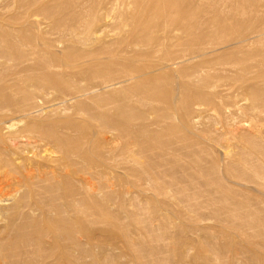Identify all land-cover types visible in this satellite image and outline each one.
I'll list each match as a JSON object with an SVG mask.
<instances>
[{
	"label": "rangeland",
	"instance_id": "1",
	"mask_svg": "<svg viewBox=\"0 0 264 264\" xmlns=\"http://www.w3.org/2000/svg\"><path fill=\"white\" fill-rule=\"evenodd\" d=\"M57 2L60 4L64 3V5L67 2H71L74 6L76 4V10L79 7L81 8H79L80 12L77 10L79 13H81V10H84L82 9L83 5L85 9H88V6H90L89 9L91 10L95 7L92 12L98 11V13L101 14L102 21L101 23H98V26L91 27L86 34V32L81 30V27H79L81 26L80 23L75 24L76 21H74V23H70L62 20L65 16V12H55L54 10L56 9L52 7ZM234 3L245 10L244 17L250 16V21H260L257 23L258 26L260 29L261 26L264 28V20L262 19L264 18V11L262 10L264 9V0H256L255 4L257 7L254 10V13L247 12L251 8V2L247 0H204L202 3L198 4V6L202 5V11L197 9V5H195L193 10V14H195H192L191 18L193 21L196 20L195 22L197 23L209 21L213 25H220L223 20H227L230 16L231 11L233 10H230V8H232L231 5ZM108 5L107 0H0V38L11 44H16V42H18L17 45H21L23 49H27L26 40L23 39L28 37V40L33 41L36 37V39H39L41 42L40 43L37 40L38 52L41 49L39 52L40 56L42 55L41 57L43 58L46 56L44 60L46 59L47 63H54L56 67H50L48 68L49 70L45 68L46 71L57 73L59 74L60 79H62L61 81H67L69 80L68 77L72 70L71 65L69 66V64L65 63L67 62V59L66 56H64L66 53H64V51L68 46H73L74 50L94 51L96 48V50H98V48L101 47L102 44L106 43V41L110 42V40L114 41L123 37L127 41L128 39L130 40V31L134 25H132V22L130 24V21L132 20L131 18L129 19L130 15L128 13H130L131 10L128 9H132V5H126L124 6L125 8L123 6H117L113 11L108 13L107 17V11L110 10L109 7H106ZM210 5L211 7H209ZM212 6H214V8L215 6L220 7H216V10L214 11ZM211 8L213 12L210 11ZM221 8L222 13H220L221 11L219 12V9ZM227 8H229L230 11ZM103 10L106 12L104 13ZM123 10L127 14L126 18L125 13L124 16H119L117 14L118 12H123ZM256 10H261L256 12V16L258 15L257 17L260 16L259 12H261L262 18L259 17L260 20H258L259 18H255ZM95 14L97 15V13ZM217 14L218 16L216 17ZM81 15L83 16V13H81ZM54 18L58 19L54 20ZM229 18L231 19L230 21L233 22L235 16H230ZM104 21L107 23L106 26L102 24ZM57 24L59 26H57ZM256 25L254 30L257 31L259 30V27ZM75 26L76 28H73ZM178 28H180L179 25L175 28L170 26L164 30L166 37L169 38L168 40H170V38H175L182 31H184L183 28ZM68 29H74L75 34L72 36L68 34ZM235 33L236 32L234 30L226 32L222 31L218 33V38H222V40H226L228 43V46L225 48L226 51H223L224 53L222 52L224 54L223 58L218 63L220 67L218 72H223L220 73L222 77L224 74V80H221V83H234L236 84V87L234 86L229 89L231 93H226L227 95L230 94V97L223 93L219 95L220 97L218 96L219 100L217 101L219 102L216 101V97L214 101L209 104V107H213V110L201 109L196 113H190V119L188 117L189 124L180 122V114L182 112L181 108H178L177 110L175 109V119H170L166 116L169 108L166 100H169L171 97L174 82L167 83L163 80L159 81V84L161 85L163 83L162 87H165L166 89H164V91L161 87L160 91H163L158 94L159 91H156V89L153 88V85L147 81V77L153 74H146L149 72L147 70H150L144 65L146 61H125L127 62V64H125L127 69H130L131 71L125 82H122L120 85L115 84L114 86H109L101 90L96 89L94 90L96 95L92 94L93 96H81L77 101H75V103L70 102L71 104H69V102L66 101V98H63L64 94L62 92L60 93L51 88H42L43 90L46 89L43 92V90L38 87L39 91H34L36 88L33 90L34 87H30L34 93V97L36 96L37 98H34L35 101H32L29 105L30 108L28 109V113L30 112L31 114H29L32 116L28 115L23 117L21 114H14L12 110H9V113H7L8 111H3L4 113L0 112V241L2 240L4 243L2 249L3 251H1L2 255L3 252L8 250V245L15 241L16 243H13L15 248L11 249V252H14L13 254H15V257L21 258L18 257L17 253H21L29 248L28 250H36V252L33 253V255L30 254L25 257L22 256V258L27 257V259H29L30 257L31 259L37 260L45 258L44 264H74L72 259L62 258L60 256V254L64 252L62 250H65L66 246L69 245L70 246L67 248L73 251V253L76 251L74 254H77L80 250V255H84L81 257L80 262H77V264H264V106L259 104L258 107L250 109L249 106L251 96L249 98V94H245L246 84H252L254 86V91L258 94L257 96L264 99V46H261L260 44L253 45V47L248 49V53H250L252 49V58L244 63L237 62V59L241 57V53L234 54L235 57H233V53L231 51L233 45L229 44V42H231L230 40L235 37ZM9 39H11V41ZM262 39L264 40V36ZM24 45L26 46L24 47ZM130 48L128 54H133L134 49L131 48V50ZM232 58H235L236 60L233 59L231 61ZM0 60L3 61L1 58ZM31 61L32 60L30 59L26 60V62L16 64L14 61L9 60L7 62V65L9 63L8 70H12V72H14L15 69L18 73L20 72L21 75H18V77H23L22 75L25 72H27L25 74L29 75L33 72L36 74L37 70H35L33 64L34 62L32 61V63ZM13 64H16V66H13ZM62 64L64 65L60 66ZM7 65H4L3 62L0 61V73H2L3 70H7ZM223 65L226 66L224 67ZM228 66H230V68L231 66L233 67L231 69L232 71L229 68H227L229 71H227V69H223V67L226 68ZM243 67L246 69L241 71L243 70ZM112 68L117 70L118 66L113 65L111 69ZM236 70L239 71V73L237 72V75L234 74ZM135 71V76L137 75L140 79L137 76L135 79L133 73ZM156 72L159 74V71L151 72L150 70V73ZM42 73L44 75V71ZM228 73H230L231 76ZM25 74L24 76H26ZM60 74H64V77L62 78ZM74 76L76 77L71 78L75 79V83H73L72 79L69 77V81L72 83H68L69 85L76 86L77 84L78 86L79 84L84 86L86 84V81L82 80V76L80 74ZM130 77L134 78L131 79ZM21 82L22 81L18 82V84H21ZM241 82H243V84ZM137 83H139V85H136ZM66 85L67 84L63 83L62 87ZM242 85L245 86L243 87ZM239 87L241 89H238ZM169 88L171 93H169V90L167 91ZM234 88H236L237 91ZM163 92L165 94L167 93V95H164ZM162 94L164 95L163 97ZM15 95L18 96V94ZM15 95L14 99L19 101L20 95L17 98ZM239 96L242 97L240 98ZM94 97L95 99H98L97 101L100 102L99 104L96 102ZM158 101L159 103H155ZM227 102L228 105L230 104L229 106H226ZM92 103H94V106ZM120 103L123 104L121 105ZM218 104L224 105L222 106V110H220L222 108L220 105L219 107L217 106ZM123 105L127 112H130L131 116L135 114V118L133 116L131 117L133 123L136 121L138 122L139 120L147 122L151 121L149 118H153L152 120L156 118L154 120L155 122H147L149 123V126L147 125L139 128L136 124L142 122L139 121L138 123H135L134 125L137 126L136 128V126L131 123L132 121L130 119V125L133 127L132 130H135L134 132H136V134L134 132H130L129 136L126 138L127 151L123 165L125 171L121 170V167H123L122 165L117 167L119 159L115 157L111 161L113 164L111 169L109 167L99 169L100 171H93V175L85 174L87 177L84 175L76 176L71 174V177L69 178L68 176L62 174L65 173L63 170L65 160L62 159V150L55 146L52 140L48 137L39 139L38 137L40 136L37 133L41 130L43 132H50L52 131L50 129H53V131H55L58 135L64 134L69 137L70 142L67 143L69 146L77 145L82 138L87 142L92 140L91 145L93 143V150L99 146L101 147V145H103L102 143H105L106 139L112 138L111 141L114 139L112 142L110 139L107 140V142H111H109V146H112L116 153L119 148L120 141L114 138L115 135L113 133H116L115 130L109 131L108 129L109 132L105 130L106 134L105 131H103V135H107L109 137L108 138L106 136L105 138V136L101 135L102 133L99 132L100 129H98V127L105 123L104 120H101L103 118H100V115L104 113L105 110L109 109L105 113L108 112L107 114L109 115V112H111V117L114 115L116 116L118 109ZM132 105L134 109L131 107ZM162 105L164 110L161 109ZM232 105L233 108H231ZM110 107H114L116 109L114 110ZM230 108L235 109L232 110V112ZM216 109L220 112L216 111ZM236 109L238 112L237 114L235 111ZM229 110L232 113H230ZM164 111L166 112L164 113ZM228 111L231 115L234 114L233 116L235 117V121L232 122L230 127L220 129L221 125H213V121L221 114H223V117L221 115L219 118H223L222 120L224 122V116L226 114L229 115ZM142 112L145 114L142 115ZM161 113L165 114V116ZM158 115H161L164 118L167 117L166 122L163 117V119H159L161 117L158 118V121L161 120L159 122L160 124L163 122L162 125L157 123ZM139 117H144L145 120ZM138 118L139 120H136ZM194 120L196 122H194ZM54 122H57L56 125H58V127L53 124ZM145 122L143 123V126ZM28 124L29 126L31 125L30 127L33 128L35 133H31L33 137L30 135V137H28L29 140L28 138H18L19 140H16L14 138L15 135L20 134L17 132H19V130L21 132V129L27 127ZM156 124L158 125L156 126ZM167 124L170 125L167 127ZM181 124H184L183 126L185 128H182ZM33 125L36 126L38 131ZM174 126L175 128H173ZM145 129L148 132L146 135L145 133L147 132ZM139 130L145 131L144 135ZM154 133L157 136L154 135ZM13 134L14 137L12 136ZM142 138L144 141H142ZM25 139H27V141H25ZM166 140H168V142H166ZM169 141L170 144H166L169 143ZM19 142L24 143L20 144ZM159 144H162L161 148L159 147ZM167 145H170L173 148L175 147L174 149L176 151ZM140 146H143L145 149ZM166 147H168V150ZM140 148H142L144 152L145 150L148 151L146 152L147 154L143 153ZM157 153L159 155L164 154L165 157L160 156L161 159H156L158 155ZM33 154H35L36 157ZM49 154H51L53 158L50 159ZM153 154L156 155L153 156ZM150 155L155 157L158 161L155 165L158 164L160 167L154 170L150 169L154 165V161H156L153 158H149ZM170 157H172V160ZM5 158H8L12 164L18 163V161L25 164L22 165L26 168V170L25 168L24 170H17L13 165L10 166V168H3V160ZM19 158L24 162L18 160ZM58 159L61 162L64 161L62 162V168L58 163L54 164L56 162L50 161L56 160L58 162ZM158 159H160V161ZM170 163H172V166L175 163L177 168L174 166L172 167ZM177 164L178 166L186 165L187 169L179 170L180 167L178 168ZM52 165L53 167H51ZM148 166L150 168L144 170ZM56 167L59 168L56 169ZM113 167L114 169H112ZM58 170L63 171L60 173ZM29 171H31V173H29ZM55 171L61 174L60 178H62L63 181L64 179L68 181V183L64 181V183L59 185V187L61 186L62 188H57L54 192L52 191V193L57 195L55 196L57 200L52 198L51 193L43 188L42 182L40 183L38 181L40 178L45 177V175H50L51 172L54 174ZM101 171L102 173H100ZM56 172L54 175L57 174ZM59 173L56 175L57 178H59ZM30 174L32 175L30 176ZM36 175L39 178L38 180ZM88 175L90 177H88ZM66 177H68V179ZM88 178V183L86 181L88 185H80ZM78 180H80L81 183ZM69 181H74V184ZM76 182L79 183L77 184ZM89 182L94 184V188ZM71 184L75 185L74 188L79 187V191L77 192L74 189L70 191L69 189L71 188L68 186ZM105 184H109V186L107 185L106 187ZM65 186L69 189L67 187V190L64 189ZM80 186H85V189L89 193L84 188L80 189ZM102 187H105L104 190ZM206 187H209L208 190ZM77 188L75 189L78 190ZM67 191L69 194L70 192L72 193L70 194L71 196L67 195ZM107 191L111 194L112 199L106 201V199L110 198L109 196L106 198L105 194L108 193ZM91 192H95V196ZM102 192L105 193L103 194ZM63 193L66 194L64 195ZM75 193H79L80 195L77 196ZM109 193L107 195H110ZM186 195L187 197L190 195L197 196L198 203H188L186 201L180 203V199H184L183 196L186 198ZM201 196H204L202 198L205 199L204 201L200 200ZM64 197H67L68 200ZM209 198L213 200H211V202H206V199ZM219 198L220 201L217 200ZM79 201L81 204H79ZM55 202L60 204V206L63 205V207H68V205H66L67 202H76L70 205V207H72L71 209L74 208L72 212H70V207L69 209L65 207V210H69L68 212L70 215L68 213V216L73 220L74 225L72 232H68V234H71L72 236L75 235L74 241H76L77 244L79 243L78 247L70 243L68 239H64L66 238L65 236H67L66 231L53 221V218L56 217L55 215L57 214V210H55L56 206H54ZM82 205H90L92 208L87 209L88 207H80ZM86 213L88 215H84ZM149 221L151 222L149 223ZM61 232L63 234V239L60 238L62 237L60 236L62 235L60 234ZM55 233V236L60 237H54ZM57 233L60 235H57ZM29 236L35 242L29 240ZM27 238L29 242H26ZM16 239H18V241ZM57 239L59 241H57ZM61 244L62 249L60 246ZM34 246L37 247L34 248ZM73 253L71 252V254ZM39 255L41 258H39ZM12 258L15 259L14 257H11V259ZM2 261L3 260L1 259L0 264H6L8 259H5L4 262Z\"/></svg>",
	"mask_w": 264,
	"mask_h": 264
},
{
	"label": "bare ground",
	"instance_id": "2",
	"mask_svg": "<svg viewBox=\"0 0 264 264\" xmlns=\"http://www.w3.org/2000/svg\"><path fill=\"white\" fill-rule=\"evenodd\" d=\"M204 0H107V3L109 4L108 6L106 7H109L110 10L107 11V17H108V13H110L111 11L114 10V8H116L117 6H126V5H132V9H128V10H131L130 13H128L130 15L129 19L131 18L132 21H130V24L132 22V25L133 28L132 30L130 31V40L128 39V41L123 37V38H118L117 40H110V42H107L102 44L101 47L98 48V50H94V51H82V50H74L73 49V46H68L64 53L66 56V61L65 62L66 64H69V66L71 65L72 67V70H71V76L69 75V77L71 78H74L76 76L74 75H78L80 74L82 76V80L86 81V84L84 86H81L78 84L75 85H69L71 83L70 78L68 77L69 80L67 81H61L62 79H60V76L59 74L57 73H53L51 71H46L45 68H52V67H55V64H51V63H47L46 62V59L44 60V58L46 57H41L40 56V51L38 52L37 50V43L40 42L39 39H36V37L34 38V40H28V37L26 39H23V40H26V45H27V49H23L21 47V45H17L18 42H16V44H11L9 42H6V40L4 39H1L0 38V58L3 59L0 60L1 62H3L4 65H7V62L9 60H12L14 61V63L16 64H19L21 62H26V60H32L31 62L34 64V67H35V70H37L36 74L33 72L32 74H25L27 72H25L24 74L26 76H24V74L22 75L23 77H18V75L20 76V72L18 73L17 71H15L14 67L13 66H16V64H13V69H14V72H12V70H8V65H7V70H3L2 73H0V112H6L8 111L7 113H9V110H12L14 112V114H21L23 117L24 116H32L28 113V109L30 108L29 105L30 103L34 100V98H36V96L34 97V93L33 91L30 89V87H34L33 90L34 91H39L38 88H40L41 90H43L42 88H47V89H53V90H56L58 92H62L64 94V97L63 98H66V101L69 102V104H71L70 102H74L77 101L81 96H87V95H92V94H95V91L94 90H101L103 88H107V87H111V86H114L115 84H118L120 85L122 82H125L126 79H128V75L130 74V69H127V66L125 64H127V62L125 61H135V62H144L146 61V63L144 64L146 66L147 69H150L151 72H155V71H159V74L157 73H150V70H147L149 71L148 73L146 74H153V75H150L147 77V81L153 85V88L156 89V91H159L158 94H160V92H162L164 89H166L165 87L163 88L162 87V84L160 85L159 84V81L163 80L164 82H167V83H170V82H174V87H173V91L171 93V90L170 88L167 89V91L169 90L171 93V97L169 98V100H166V103L168 104L167 106H169L168 108V111H167V117H169L170 119H175V115H174V111L175 109L177 110L178 108H181L182 112L180 114V122L184 123V124H189V114L190 113H196L197 111L201 110V109H205V110H213V107L211 108V106L209 107V104L212 103V101H214V99L217 97L216 101L219 100L218 99V96L221 95V94H226L227 92L228 93H231L229 91V89H231L232 87H234L236 84L234 83H231V84H224V83H221V80H224L223 77H224V74H223V77L221 76L220 73H223V72H218L219 70V61L223 58V51H226L225 48L228 46V43L227 41L225 40H222V38H218V33L219 32H222V31H232L234 30L236 33L234 34L235 37H233L229 42V44L233 45L231 51L233 53V57L234 54H238V53H241V57H237V62H240V63H244L246 62L247 60H249L250 58H252V49H251V52L248 53V49H250L251 47H253V45L255 44H260L261 46H264V40L262 39V37L264 36V28L261 26V29L260 27L258 26V20H260V18H262L261 16V12H259L260 14V18L256 16V12L258 11H261V10H256L255 11V18H259L258 22H254V21H250L251 18L250 16L248 17H244V9H242L240 6H238L236 3V5H231L233 9L231 11V14L230 16L234 17L235 16V19L233 22H231L230 20V16L228 17L227 20H223V22L220 24V25H213L211 24L209 21H202V22H195L192 20V14H193V10L195 8V5H197V9H202V5H199V3H202ZM235 1V0H234ZM247 1H250L251 2V8L247 11L248 13H254V10L256 9L257 5L255 4L256 0H247ZM54 2V1H53ZM85 2V1H84ZM62 3V2H61ZM91 3V2H90ZM100 3V2H99ZM49 4V3H48ZM55 4V3H54ZM75 4V3H74ZM82 4V3H81ZM84 4V3H83ZM87 4V3H85ZM89 4V3H88ZM101 4V3H100ZM179 4H182V5H179ZM230 4V3H229ZM228 4V5H229ZM50 5V4H49ZM220 5V4H219ZM43 6V5H42ZM47 6V5H46ZM52 6V5H51ZM95 6H96V3H95ZM54 9L55 12L58 11V12H65V16L64 18H62V20L64 22H70V23H80L81 26V30L85 31L86 34L87 32L89 31V29L91 27H96L98 26V23L100 22L101 23V14L97 12H92V10L95 8H93L92 10L89 9L90 6H88L89 8L88 9H85L84 5H83V8L84 10H81V13H83V16L81 15V13H79V8H77V11L76 10V4L75 6L70 2H67L65 5L64 3L63 4H60V3H56L55 5L52 6ZM104 7V8H106ZM129 7V6H128ZM211 7V5L209 6ZM216 7L214 8V6H212V8H214V11L216 10ZM220 6H218L217 8H219ZM223 7V6H222ZM46 8V7H45ZM49 8V7H48ZM98 8V7H97ZM96 8V9H97ZM102 8V7H101ZM100 8V9H101ZM103 8V9H104ZM108 8V9H109ZM125 8V7H124ZM130 8V7H129ZM212 11L213 12V10ZM229 8H227L229 10ZM50 9V8H49ZM48 9V10H49ZM81 9V8H80ZM123 9V8H122ZM106 10V9H104ZM103 12L105 13L106 11ZM118 10V9H117ZM222 10L219 9V12ZM229 10V11H230ZM264 11V9H262ZM45 11V10H44ZM102 11V9H101ZM202 11V10H201ZM218 11V9H217ZM226 11V10H224ZM41 12V10H40ZM51 12V11H50ZM54 12V14L56 15V13ZM117 12V11H116ZM197 12V10H196ZM218 12V13H219ZM42 13V12H41ZM48 13V12H47ZM97 13V15L95 14ZM113 13V12H112ZM115 13V12H114ZM124 13L126 14V12L123 10V12H118L117 14L119 16H124ZM150 13V14H149ZM216 13V12H215ZM222 13V11L220 12ZM219 13V14H220ZM225 13V12H224ZM223 13V14H224ZM264 13V12H263ZM262 13V14H263ZM46 14V13H45ZM50 14V13H49ZM59 14V13H58ZM61 14V13H60ZM64 14V13H63ZM116 14V13H115ZM114 14V16H115ZM195 14V13H194ZM193 14V15H194ZM204 14V13H203ZM26 15V14H25ZM54 15V16H55ZM103 15V13H102ZM111 15V14H109ZM222 15V14H220ZM264 15V14H263ZM24 16V15H23ZM47 16V15H46ZM127 14L125 15V18H126ZM218 16V14L216 15V17ZM223 16V15H222ZM252 16V14H251ZM48 17V16H47ZM59 17V16H58ZM63 17V16H62ZM226 17V16H224ZM223 17V18H224ZM253 17V16H252ZM264 17V16H263ZM24 18V17H23ZM115 18V17H114ZM116 18H117V15H116ZM213 18V17H212ZM221 18V17H220ZM250 18V19H249ZM254 18V17H253ZM49 19V18H48ZM53 19V18H52ZM56 18H54L55 20ZM58 19V18H57ZM56 19V20H57ZM105 19V18H104ZM119 19V18H118ZM117 19V20H118ZM121 19V18H120ZM124 19V18H123ZM264 20V18H262ZM126 20V19H125ZM204 20V18H203ZM212 20V19H211ZM222 20V19H221ZM229 21V22H228ZM59 22V20H58ZM261 22L263 23V21L261 20ZM257 25H256V24ZM55 24V23H54ZM59 24V23H58ZM57 24V26H59ZM63 24V23H62ZM69 24V23H68ZM74 24V25H75ZM106 26V21H104V23H102ZM126 24V23H125ZM219 24V23H218ZM2 25V24H1ZM56 25V24H55ZM103 25V26H104ZM128 25V24H127ZM177 25L180 26V28H183L184 31H182L178 36H176L175 38H170V40H168L169 38L166 37L165 35V29L167 27H176ZM255 25L259 27V30H254L255 29ZM64 26V25H62ZM73 26V25H72ZM110 26V25H109ZM56 27V26H55ZM61 27V26H60ZM78 27V28H79ZM101 27V26H100ZM256 27V28H258ZM4 28V26H3ZM2 28V29H3ZM57 28V27H56ZM73 28H76L73 27ZM178 28V29H180ZM1 29V31H2ZM6 29V28H5ZM9 29V28H8ZM59 29V28H58ZM10 30V29H9ZM78 30V29H77ZM80 30V28H79ZM80 30V31H81ZM97 30V29H96ZM175 30V29H174ZM12 31V30H11ZM79 31V33H80ZM95 31V30H94ZM68 34H70L71 36L75 34V30L74 29H68ZM96 32V31H95ZM161 32V34H160ZM163 32V33H162ZM180 32V31H179ZM4 33V32H3ZM60 33V32H59ZM63 33V32H62ZM91 33V32H90ZM186 34V35H183V34ZM233 33V32H232ZM8 34H9V31H8ZM39 34V33H38ZM37 34V35H38ZM160 34V35H159ZM169 34V33H168ZM172 34V33H171ZM89 35V34H88ZM92 35V34H90ZM3 36V35H2ZM23 36V35H22ZM28 36V35H27ZM42 36V35H41ZM87 36V35H86ZM85 36V37H86ZM172 36V35H171ZM223 36V35H222ZM4 37V36H3ZM63 37V36H62ZM84 37V36H83ZM23 38V37H22ZM38 38V37H37ZM44 38V37H43ZM82 38V37H81ZM21 39V37H20ZM42 39V38H41ZM87 39V37H86ZM8 40V39H7ZM11 41V39H9ZM21 40V41H23ZM28 40V41H27ZM38 40V42H37ZM65 40V39H64ZM85 40V39H84ZM47 41V40H46ZM49 41V40H48ZM80 41V40H79ZM87 41V40H86ZM15 43V42H14ZM41 43V42H40ZM51 43V42H50ZM67 43V42H66ZM65 43V44H66ZM21 44V43H19ZM24 45V47L26 46ZM56 45V44H55ZM56 47V46H55ZM132 48L134 49L133 51V54H128L129 52V48ZM130 48V49H131ZM138 48V49H136ZM140 48V49H139ZM141 48H144V49H141ZM172 48V49H171ZM131 49V50H132ZM229 49V48H228ZM88 50V49H87ZM46 51V50H45ZM60 52V51H59ZM223 52V53H222ZM48 53V52H47ZM132 53V52H131ZM226 53V52H225ZM43 54V53H42ZM60 54V53H59ZM50 55V54H49ZM55 55V54H54ZM227 55V54H226ZM225 55V56H226ZM237 56V55H236ZM240 56V54H239ZM264 56V55H263ZM49 58V57H48ZM228 58V57H227ZM236 60L235 58H232V60ZM49 60V59H48ZM51 60V59H50ZM54 60V59H53ZM52 60V61H53ZM58 60V59H56ZM50 62V61H49ZM55 62V60H54ZM11 63V62H10ZM135 64V63H134ZM22 65V64H21ZM26 65V64H25ZM64 64L60 65V66H63ZM118 66V69H114L112 70L111 67L112 66ZM232 65V64H231ZM246 65V64H245ZM29 66V64H28ZM57 66V65H56ZM144 66V67H145ZM224 66V65H223ZM226 66V65H225ZM224 66V67H225ZM234 66V65H233ZM250 66V65H248ZM59 67V66H58ZM57 67V68H58ZM68 67V66H67ZM131 67V66H130ZM223 69H227L229 68L230 70L233 68L231 66H228L226 68ZM246 67V66H245ZM24 68V66H23ZM26 68V67H25ZM56 68V67H55ZM62 68V67H61ZM129 68V67H128ZM235 68V67H234ZM237 68V67H236ZM11 69V68H10ZM17 69V68H16ZM45 69V70H44ZM134 69V68H133ZM222 69V70H223ZM229 69H227V71H229ZM246 68L243 67V70L241 71H244ZM21 70V69H20ZM19 70V71H20ZM49 70V69H48ZM116 70V71H115ZM132 70V69H131ZM135 70V69H134ZM132 70V71H134ZM143 70V69H142ZM221 70V71H222ZM25 71V70H24ZM44 71V75H43V72ZM65 71V70H64ZM226 71V73H227ZM232 71V70H231ZM230 71V72H231ZM30 72V71H29ZM28 72V73H29ZM237 72L239 73V71H235V75H237ZM22 73V71H21ZM134 73V76L136 74V71L133 72ZM230 74V73H228ZM233 74V75H234ZM61 75V74H60ZM64 75V74H63ZM63 75L62 78L64 77ZM66 75V74H65ZM145 75V74H143ZM12 76V77H11ZM68 76V75H67ZM137 76V75H136ZM135 76V79L138 77ZM140 76V74H139ZM231 76V74H230ZM71 78V79H72ZM131 78V77H130ZM134 78V77H132ZM131 78V79H132ZM139 78V77H138ZM233 78V77H232ZM235 78V77H234ZM65 79V78H64ZM140 79V78H139ZM66 80V79H65ZM81 80V81H82ZM228 80V79H227ZM230 80V79H229ZM232 80V79H231ZM234 80V79H233ZM21 82V84H18V82ZM132 81V80H131ZM72 82L75 83V79H72ZM137 82V81H136ZM229 82V81H227ZM232 82V81H230ZM67 84L66 86L62 87V84ZM69 83V84H68ZM243 84V82H241ZM240 83V84H241ZM247 83V82H246ZM72 84V83H71ZM130 84V83H129ZM239 84V85H240ZM245 84V83H244ZM136 85H139V83H137ZM173 85V84H172ZM243 87L245 85H242ZM38 87V88H37ZM161 87L163 88L162 91L161 90ZM167 87V85H166ZM169 87V86H168ZM236 87V86H235ZM137 89V88H136ZM236 91L237 89L234 88ZM238 89H241L240 87ZM40 90V92H41ZM46 90V89H45ZM43 90V92L45 91ZM245 94L248 93V97L250 98L251 96V102H250V106L249 108L250 109H254L255 107H258L259 104H262L264 106V99H261V97L257 96L258 94H256V91H254V86L252 84H246V87H245ZM48 91V90H47ZM110 91V89H109ZM165 91V90H164ZM239 91V90H238ZM42 92V93H43ZM116 92V91H115ZM241 92V91H240ZM36 93V92H35ZM51 93V92H49ZM57 93V92H56ZM134 93V92H133ZM150 93V92H148ZM164 93V92H163ZM234 93V91H233ZM244 93V92H243ZM15 94H18V96L20 95L19 97V101L15 100L14 99V95ZM100 94V93H99ZM104 94V93H103ZM241 94V93H240ZM41 95V94H40ZM43 95V94H42ZM45 95V94H44ZM96 95V94H95ZM164 95H167V93ZM162 94V97L164 96ZM227 95V94H226ZM225 95V97H226ZM230 94H228L227 96H229ZM244 95V94H243ZM16 98L18 97L17 95H15ZM93 96V95H92ZM104 96V95H103ZM111 96V95H110ZM144 96V95H143ZM232 96V95H231ZM44 97V96H43ZM98 97V96H97ZM109 97V96H107ZM150 97V96H149ZM220 97V96H219ZM222 97V96H221ZM224 97V95H223ZM240 97V96H239ZM242 97V96H241ZM240 97V98H241ZM244 97V96H243ZM58 98V97H57ZM89 98V96H88ZM100 98V97H99ZM102 98V97H101ZM105 98V97H104ZM118 98V97H117ZM129 98V97H128ZM157 98V97H156ZM237 98V97H236ZM247 98V96H246ZM248 98V99H249ZM37 99V98H36ZM61 99V98H60ZM93 99V98H92ZM95 99V97H94ZM109 99V98H108ZM116 99V98H115ZM223 99V98H222ZM225 99V98H224ZM227 99V98H226ZM231 99V98H230ZM232 99H233V96H232ZM231 99V100H232ZM245 99V98H244ZM249 99V100H250ZM85 100V99H84ZM89 100V99H88ZM96 102L99 104L100 102L97 101L98 99L96 98L95 99ZM101 100V99H100ZM107 100V99H106ZM124 100V99H123ZM132 100V99H131ZM148 100V99H147ZM160 100V99H159ZM234 100V99H233ZM243 100V98H242ZM246 100V99H245ZM65 101V100H64ZM80 101V100H79ZM94 101V100H93ZM104 101V100H103ZM211 101V102H210ZM215 101V102H216ZM221 101V100H220ZM225 101V100H223ZM228 101V100H227ZM248 101V100H246ZM102 102V101H101ZM161 102V100H160ZM165 102V101H164ZM219 102V101H217ZM231 102V101H230ZM80 103V102H79ZM155 103H159L158 102H155ZM165 103V104H166ZM222 103V102H221ZM34 104V103H33ZM93 106H94V103H92ZM96 104V103H95ZM97 104V105H98ZM103 104V103H102ZM115 104V103H114ZM121 104V103H120ZM123 104V103H122ZM121 104V105H122ZM128 104V103H127ZM146 104V103H145ZM163 104V103H162ZM223 104V103H222ZM220 105L218 104L217 106L219 107V105L222 107L224 105ZM238 104V103H237ZM76 105V104H75ZM104 105V104H103ZM103 105H102V108H103ZM119 105V103H118ZM157 105V104H156ZM213 105V104H212ZM230 105V104H229ZM228 105V102H227V105L226 106H229ZM33 106V105H32ZM72 106V105H71ZM109 106V105H108ZM153 106V105H152ZM158 106V105H157ZM216 106V107H217ZM240 106V105H238ZM237 106V107H238ZM115 107V106H114ZM112 108V109H116V108ZM128 107V106H127ZM133 107V105L131 106ZM163 105L161 106V109L164 110V108H162ZM192 107V109H191ZM215 107V105H214ZM243 107V106H242ZM36 108V107H35ZM69 108V107H68ZM98 108V107H97ZM101 108V107H100ZM106 108V107H105ZM160 108V107H158ZM233 108V105L232 107ZM230 108V109H231ZM236 108V107H235ZM234 108V109H235ZM239 108V107H238ZM33 109V108H32ZM64 109V107H63ZM95 109V108H94ZM93 109V110H94ZM110 109V110H112ZM118 109V108H117ZM134 109V107H133ZM132 109V110H133ZM155 109V108H154ZM153 109V110H154ZM157 109V108H156ZM219 109V108H218ZM223 107L220 109L222 110ZM225 109V108H224ZM234 109H231L234 110ZM240 109V108H239ZM248 109V108H247ZM66 110V109H65ZM103 110V109H101ZM105 110V109H104ZM109 110V109H107ZM105 110V112L107 111ZM130 110V109H129ZM161 110V111H163ZM227 110V109H226ZM242 110V109H241ZM246 110V109H245ZM92 111V110H91ZM136 111V110H135ZM146 111V110H145ZM156 111H159V110H156ZM215 111V110H214ZM216 111L220 112L219 110L216 109ZM225 111V110H224ZM222 111V112H224ZM230 111V110H229ZM228 111V113H229ZM230 111V113H232ZM236 111V114L238 113L237 112V109L235 110ZM239 111V110H238ZM3 112V113H4ZM98 112V111H97ZM96 112V113H97ZM102 113L100 115V118H103L101 119L102 121L104 120L105 123H103V125H101L100 127H98L99 132L102 133L101 135L104 134L103 131L109 129V131L111 130H115L116 133H113L115 135V139L120 141V144H119V148L117 149L116 153L115 151L113 150L112 146H109V144L114 140L111 141L110 139V143L107 142V140L109 139H106L105 143H102L103 145H101V147H97L95 150H93V143L91 145V142L92 140H89L88 142L87 141H84L83 138L80 140V142L77 144V145H73V146H69L67 145L68 142H70L69 140V137H67L66 135H58L55 131H53V129H50L52 131L50 132H43L42 130L39 131L37 134L40 136L38 137L39 139L43 138V137H48L52 140L53 144L55 146H57L60 150H62V153H63V157L62 159L65 160V164H64V171L65 173H62L61 171L63 170H58L60 173L68 176L69 178L71 177V174H74V175H84L86 176L85 174H89V175H93V171L97 172V171H100L99 169H104L106 167H109L111 169V166H113V164L111 163V161L116 157L119 159V161L117 162V167H120V165H124V159H125V154H126V138L129 136V133L130 132H134L135 130H132L133 127H131L130 125V119L131 117L133 116L135 118V114L134 115H130V112H127V110L125 109L124 105L121 106V108L118 109V112L116 114V116H112L111 117V112H109V115L107 113ZM166 111H164L165 113ZM221 112V113H222ZM226 112V111H225ZM242 112H245V111H242ZM6 113V114H7ZM11 113V111H10ZM116 113V112H115ZM136 113V112H134ZM141 113V112H140ZM139 113V114H140ZM143 113V112H142ZM180 113V112H179ZM192 113V114H193ZM227 113V112H226ZM226 114L224 116V122H223V118H219V116L222 115L223 117V114L217 116V119H215L213 121V125H221V128L220 129H224L225 127H230L232 125V122L235 121V117L233 116L234 114ZM235 113V112H234ZM99 114V112H98ZM131 114H132V111H131ZM145 113H143L142 115H144ZM162 114V113H161ZM176 114V113H175ZM220 114V113H218ZM3 115V114H2ZM138 115V114H137ZM165 116V114H162ZM157 116V115H156ZM191 116V115H190ZM236 116V115H235ZM161 117V118H159ZM163 116H159L157 117V121H158V118L159 119H163L162 118ZM167 117L164 118L165 122H166V119ZM189 117V119H188ZM234 117V118H233ZM27 118V117H26ZM99 118V116H98ZM139 118H142V117H139ZM136 119V120H139ZM148 118V117H147ZM155 118V117H154ZM32 119V118H31ZM143 120L144 117L142 118ZM153 119V118H152ZM149 118V120L151 121H154ZM194 119V118H193ZM100 120V119H99ZM147 120V119H146ZM131 123L134 125L135 123H138L137 121L135 122V119H134V122L133 123V120L131 119ZM151 121H147V122H151ZM161 120H159L157 123L160 124ZM172 121V120H171ZM175 121V120H173ZM178 121V120H177ZM191 121V120H190ZM193 121V120H192ZM99 122V121H98ZM142 122V121H140ZM145 122V121H144ZM138 123L136 124L139 127H145L147 126L149 123L145 122L144 126H143V123ZM155 122V121H154ZM168 122V121H167ZM179 122V121H178ZM179 122V123H180ZM194 122H196L194 120ZM31 123V122H30ZM34 123V122H33ZM32 123V124H33ZM57 123V122H56ZM56 123L54 122L53 124L56 125ZM60 123V122H59ZM163 122H161L160 125H162ZM50 124V123H49ZM100 124V123H99ZM142 124V125H140ZM152 124H155V123H152ZM156 124V126L158 125ZM183 124V125H184ZM192 124V123H190ZM134 125V126H136ZM168 125L170 124H167V127ZM173 125V124H172ZM182 124V128L184 127ZM27 126V125H26ZM31 126V125H30ZM29 124L27 127H25L24 129H21V132L19 130V132L17 133H20V134H16L15 137H14V134L12 135L16 140L19 138V139H23V138H28L30 137V135L32 136V132L34 133L33 131V128L30 127ZM34 128H36L35 125H33ZM50 126V125H49ZM48 126V127H49ZM58 127V125H56ZM136 126V128H137ZM149 126V125H148ZM151 126V125H150ZM154 126V125H153ZM165 126V125H164ZM186 126V125H185ZM55 127V126H54ZM55 127V128H57ZM170 127V126H169ZM41 128V127H40ZM149 128V127H148ZM151 128V127H150ZM175 128V126L173 127ZM185 128V127H184ZM187 128V127H186ZM226 128V129H227ZM96 129V128H95ZM94 129V130H95ZM97 129V131H98ZM188 129V128H187ZM37 130V128H36ZM35 130V131H36ZM167 130V129H166ZM38 131V130H37ZM96 131V130H95ZM108 131V132H109ZM137 131V130H136ZM141 131V130H139ZM146 131V129H145ZM145 131H141L142 134L144 135V132ZM92 132V131H91ZM113 132V131H112ZM147 132V131H146ZM136 134V132H134ZM140 133V132H139ZM35 134V133H34ZM91 134V133H90ZM93 134V132H92ZM105 134H106V131H105ZM109 134V133H108ZM111 134V133H110ZM135 134H134V137H135ZM148 134L145 133V135ZM100 135V134H99ZM133 135V134H132ZM150 135V134H149ZM154 135H156L154 133ZM242 135V134H241ZM92 136V135H91ZM105 136V135H103ZM105 136V138H106ZM152 136V135H151ZM157 136V135H156ZM33 137V136H32ZM141 137V136H140ZM13 138V139H14ZM35 138V137H34ZM37 138V136H36ZM104 138V137H103ZM160 138V137H159ZM18 139V140H19ZM168 139V138H167ZM29 140V138H28ZM32 140V139H31ZM105 140V139H103ZM25 141H27V139H25ZM142 141L143 138H142ZM171 141V140H170ZM170 141L169 143H166V144H170ZM102 142V141H101ZM166 142H168V140H166ZM20 143V142H19ZM24 143V142H23ZM22 142L20 144H23ZM148 143V142H146ZM172 143V142H171ZM105 144V146H104ZM143 144V143H142ZM145 144V142H144ZM152 144V143H151ZM140 145V144H139ZM146 145V144H145ZM160 145V144H159ZM162 145V144H161ZM161 145L159 146L161 148ZM172 145V144H171ZM219 145V144H218ZM103 146V147H102ZM144 146V145H143ZM143 146H140L142 148H144ZM168 146V145H167ZM168 147H172V146H168ZM166 147V149L168 148ZM140 148V149H142ZM158 148V147H157ZM165 148V147H164ZM169 148V149H170ZM173 148V147H172ZM171 148V149H172ZM175 148V147H174ZM173 148V149H174ZM145 149V148H144ZM148 149V148H146ZM168 150V149H167ZM175 150V149H174ZM143 151V149H142ZM141 151V152H142ZM173 151V150H172ZM176 151V150H175ZM173 151V152H175ZM148 151L145 150V152L143 151V153H146ZM164 152V151H163ZM147 154V153H146ZM158 154V153H157ZM35 157L36 155L33 154ZM50 155V159L53 158V156L51 154ZM156 155V154H155ZM153 154V156H155ZM159 155V154H158ZM156 157L157 158H160V156L162 157H165L164 154H161L159 155V157ZM33 156V157H34ZM149 156V155H147ZM146 156V157H147ZM173 156V155H172ZM38 158V156H37ZM149 158H153L155 159V157H152L150 155ZM171 160H172V157H170ZM175 158V157H173ZM25 159V158H24ZM74 162H73V160ZM155 159V160H156ZM160 159H158L160 161ZM20 160V158L18 159ZM17 160V161H18ZM59 160V159H58ZM16 161V162H17ZM22 162H24L23 160H20ZM51 162H56L54 164H59V166L61 167L63 165L62 162L64 161H56V160H50ZM157 161V160H156ZM154 161L155 163H153L154 165L150 168L149 166L146 167L144 170L150 168L151 170H154L158 167H160L158 164L155 165L156 163H158V161L156 162ZM162 161V160H161ZM62 163V164H61ZM23 163H20L18 161V163H13L8 159V158H5L3 160V168H6V167H9L10 166H14L15 169L19 170V169H23L24 170V166L25 164ZM53 164V165H54ZM61 164V165H60ZM171 166H172V163H170ZM53 165L51 167H53ZM161 165V164H160ZM182 165V164H181ZM50 166V165H49ZM56 166V165H55ZM174 167L175 166V163L173 164ZM172 166V167H173ZM178 166V164H177ZM50 167V168H51ZM63 167V166H62ZM61 167V168H62ZM181 169H180V168ZM59 167H56V169H58ZM122 169L121 170H124L125 171V168L124 166L121 167ZM177 168V167H176ZM175 168V169H176ZM179 170H184V169H187L186 165H182V166H178ZM32 169V168H31ZM114 169V167L112 168ZM26 170V168H25ZM55 170V168H54ZM106 170V169H105ZM104 170V171H105ZM108 170V168H107ZM57 171V170H56ZM55 171V172H56ZM103 171V172H104ZM54 172V174H55ZM59 172H56L57 174ZM29 173H31V171H29ZM34 173V172H33ZM44 173V172H43ZM59 173V178L56 177V175L53 174V172H51L50 175L43 177V178H40V180H38L39 178L37 177V180L41 183L42 182V186L44 189H46L47 191H49V193H51V196L52 198L56 199L57 198L55 196L54 193H52V191L54 192L55 190H57V188H62L61 186L59 187L60 184L64 183V181H66V183H68V181L66 179H64V181L62 180V178H60V174ZM102 173V171L100 172ZM42 174V172H41ZM97 174V173H96ZM104 174V173H103ZM108 174V173H107ZM32 174H30L31 176ZM63 175V176H64ZM88 175V177H90ZM98 175V174H97ZM35 176V175H34ZM41 176V175H40ZM39 176V177H40ZM44 176V175H42ZM103 176V175H102ZM68 177H66L68 179ZM73 177V176H72ZM83 177V176H82ZM87 177V176H86ZM85 177V178H86ZM101 177V176H100ZM104 177V176H103ZM64 178V177H63ZM81 178V177H80ZM102 178V177H101ZM74 179V178H72ZM78 179V178H77ZM84 179V178H83ZM82 179V181H83ZM76 180V179H75ZM81 180V179H80ZM80 180H78L80 182ZM88 179L85 180L84 183H81L80 185L83 186V184L85 185H88ZM91 180V179H90ZM28 181V180H27ZM87 181V183H86ZM120 181V180H119ZM122 181V180H121ZM70 182V181H69ZM72 182V181H71ZM70 182V183H71ZM74 182V181H73ZM72 182V183H73ZM78 182V183H79ZM65 183V184H66ZM77 183V182H76ZM77 183V184H78ZM91 184V182H89ZM74 184V183H73ZM71 184V185H73ZM76 184V185H77ZM68 185V184H67ZM70 185V186H71ZM92 186L94 184H91ZM106 185V184H105ZM109 186V184H107ZM106 185V187H107ZM211 185V184H210ZM68 186L69 189L67 186H65L64 189H66V187L71 191V190H75V191H79V187H75L77 188L78 190H76L74 188L75 185L73 186ZM80 186V189H85V186L82 187ZM82 187V188H81ZM101 187V186H100ZM99 187V188H100ZM87 188H90V187H87ZM92 188V187H91ZM94 188V186H93ZM103 190L105 187H102ZM207 190L209 187H206ZM97 189V188H96ZM101 189V188H100ZM199 189V188H198ZM197 189V190H198ZM61 190V189H60ZM67 190V189H66ZM65 190V191H66ZM86 190V189H85ZM87 191V190H86ZM90 191V189H89ZM93 191V190H92ZM102 191V190H101ZM88 192V191H87ZM100 192V190H99ZM108 192V191H107ZM122 192V191H121ZM159 192V190H158ZM199 192V191H198ZM67 195H70L72 194L70 192V194L68 193V191L66 192ZM65 193V194H66ZM80 193H81V190H80ZM89 193V192H88ZM92 193V192H91ZM95 193V192H94ZM94 193H92L94 195ZM103 193V192H102ZM105 193V192H104ZM103 193V194H104ZM109 193V192H108ZM108 193H106V198H108V196L110 197L109 199H106L107 200H110L112 199V196L111 194L110 195H107ZM62 194V193H61ZM64 194V193H63ZM64 194V195H65ZM77 196H79L80 194L79 193H75ZM87 194V193H86ZM66 195V196H67ZM85 195V194H84ZM89 195V194H88ZM71 196V195H70ZM69 196V197H70ZM95 196V195H94ZM104 196V195H102ZM68 197V196H67ZM67 197L65 199H67ZM82 197V196H81ZM86 197V195H85ZM204 197V196H203ZM201 196V201L205 200V199H202L203 198ZM184 199H180V203L183 201L185 202H188V203H192V202H197V196H194V195H190L189 197H187L186 195V198L183 196ZM206 198V197H205ZM73 199V198H72ZM76 199V198H75ZM86 199V198H85ZM84 199V200H85ZM199 199V198H198ZM68 200V199H67ZM71 200V199H70ZM69 200V201H70ZM211 198L209 199H206V202H211ZM218 201H220V198L217 199ZM76 201V200H75ZM95 201V200H94ZM54 202V201H53ZM66 202V201H65ZM64 202V203H65ZM77 202V201H76ZM74 202V203H76ZM80 202V201H79ZM87 202V201H86ZM109 202V201H108ZM49 203V202H48ZM56 203V202H55ZM54 203V206H56V209L57 210V214L55 215L56 217L53 218V221L58 224L59 226H61L67 233V236H65L66 238H64L65 240L68 239L70 241V243L76 245L78 247V244L76 243V241H74V237H75V231L73 232L74 236H72L71 234H68V232H72L73 230V220L68 216V211H66L67 209H69L70 205L74 204V203H71V202H67L66 205L67 206H64L58 203L55 204ZM83 203V202H82ZM112 203V201H111ZM198 203V202H197ZM51 204V203H49ZM81 204V202L79 203ZM103 204V203H102ZM194 204V203H193ZM65 205V204H64ZM77 205V204H76ZM53 206V205H52ZM53 206V207H54ZM199 206V205H198ZM202 206V205H200ZM65 207H67V209L65 210ZM75 207V206H73ZM80 207H88L87 209H90L92 208V206L90 205H82ZM72 207H70L71 209ZM197 208V206H196ZM53 209V210H54ZM73 209L70 210V212H72ZM48 211V210H47ZM90 211V210H89ZM46 212V211H45ZM81 212V211H80ZM79 213V211H78ZM46 214V213H45ZM73 214V213H72ZM90 214V213H89ZM94 214V213H93ZM48 215V213H47ZM70 215V213H69ZM78 215H81V214H78ZM84 215H88L87 213L84 214ZM75 216V215H74ZM47 217V216H46ZM80 217V216H79ZM81 218V217H80ZM44 220V219H43ZM75 220V219H74ZM77 220V219H76ZM83 220V219H82ZM87 220V219H86ZM46 221V220H45ZM84 221V220H83ZM47 222V221H46ZM75 222V221H74ZM151 221H149L150 223ZM78 223V222H77ZM76 223V224H77ZM54 224V223H53ZM82 224V223H81ZM41 225V224H40ZM79 226V225H78ZM53 227V226H52ZM76 227V226H75ZM80 229V228H79ZM21 230V229H20ZM56 230V229H55ZM19 231V230H18ZM20 232V231H19ZM58 232V231H57ZM31 233V232H30ZM34 233V232H33ZM77 233V232H76ZM48 234V233H47ZM62 234V232L60 233ZM57 233V235H60ZM18 235V234H17ZM21 235V234H20ZM31 235V234H30ZM56 233L54 234V237H60L63 239V234L60 235V236H55ZM65 235V233H64ZM33 236V235H32ZM36 236V235H35ZM23 237V236H22ZM27 237V235H26ZM11 238H12V235H11ZM25 238V237H24ZM6 239V238H5ZM36 239V238H35ZM18 241V239H16ZM29 240H32L34 241L33 239H31V237L29 236ZM67 240V241H68ZM57 241H59L57 239ZM66 241V242H67ZM10 242V241H9ZM26 242H29L28 241V238L26 240ZM35 242V241H34ZM13 243H16L15 241L14 242H11L10 245H8V250L3 252V255L1 253V251H3V245L4 243L2 242V240L0 241V260L2 259L4 262L5 259H8V262L6 264H44L45 262V258H42L41 260H37V259H31L29 257V259L26 258H22V256H29L30 254L33 255V253L36 252V250H28L26 249L25 251L21 252V253H17L18 254V257H21V258H17L15 257L13 254L14 252H11V249H14V244ZM60 243V242H59ZM68 243V242H67ZM65 243V244H67ZM26 244V243H25ZM64 244V245H65ZM69 244V243H68ZM67 244V245H68ZM18 245V244H17ZM33 245V244H32ZM63 245V246H64ZM13 246V247H12ZM61 246V249H62V244L60 245ZM70 246V245H69ZM69 246H66V249H68L67 247ZM37 247V246H34V248ZM72 248V246H71ZM70 248V249H71ZM64 249V248H63ZM62 250L64 251L62 254H60V256L62 258H68V259H72L73 263L74 264H77V262H80V259L81 257H83L84 255L81 254L80 255V250L77 252V254H74L73 251L71 250ZM75 249V248H74ZM24 250V249H23ZM40 250V249H39ZM76 250V249H75ZM14 251V250H13ZM82 251V250H81ZM85 251V250H84ZM38 252V251H37ZM71 252L74 254H71ZM16 253V252H15ZM79 253V254H78ZM16 254V255H17ZM2 255V256H1ZM37 255V253H36ZM76 255V256H75ZM44 256V255H43ZM11 257H14L15 259H11ZM34 257V256H33ZM39 258L40 255H39ZM60 258V257H59ZM61 258V259H62ZM58 259V258H57ZM66 260V259H65ZM58 261V260H56ZM47 263V262H46ZM55 263V262H54ZM2 264V263H1ZM72 264V263H71Z\"/></svg>",
	"mask_w": 264,
	"mask_h": 264
}]
</instances>
